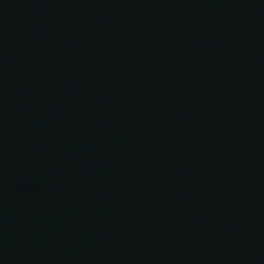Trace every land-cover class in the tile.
<instances>
[{
  "label": "water",
  "instance_id": "95a60500",
  "mask_svg": "<svg viewBox=\"0 0 264 264\" xmlns=\"http://www.w3.org/2000/svg\"><path fill=\"white\" fill-rule=\"evenodd\" d=\"M0 264H264V0H0Z\"/></svg>",
  "mask_w": 264,
  "mask_h": 264
}]
</instances>
